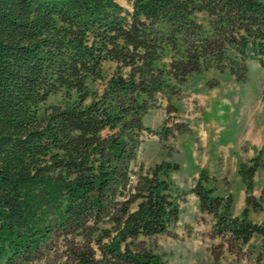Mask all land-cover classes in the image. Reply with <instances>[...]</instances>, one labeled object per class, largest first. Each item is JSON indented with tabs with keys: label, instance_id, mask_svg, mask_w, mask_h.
I'll use <instances>...</instances> for the list:
<instances>
[{
	"label": "trees",
	"instance_id": "obj_1",
	"mask_svg": "<svg viewBox=\"0 0 264 264\" xmlns=\"http://www.w3.org/2000/svg\"><path fill=\"white\" fill-rule=\"evenodd\" d=\"M128 3L0 0V264H26L55 241L65 264H157L138 238L177 219V164L128 168L142 115L159 99L174 109L191 74L244 81L248 61L264 69V0ZM59 91L66 102L45 105ZM259 159L236 168L256 210ZM210 179L201 168L190 187L210 234L236 249L257 235L252 264H264V217L232 215L230 193L215 195Z\"/></svg>",
	"mask_w": 264,
	"mask_h": 264
},
{
	"label": "rangeland",
	"instance_id": "obj_2",
	"mask_svg": "<svg viewBox=\"0 0 264 264\" xmlns=\"http://www.w3.org/2000/svg\"><path fill=\"white\" fill-rule=\"evenodd\" d=\"M116 2L129 6L128 0ZM227 77L231 78L227 71L221 73L213 68L191 74L178 96L169 101L174 109L166 114V101L159 99V106L149 109L140 119L147 130L139 133L128 168L133 172L160 160L177 164V170L168 176L172 182L171 198L177 204V219L167 225L166 233L138 238V247L156 255L157 264H252L258 253L257 235L237 249L226 238L211 235L212 217L198 211L197 200L190 192L198 170L204 168L211 178L206 185L215 188V195L230 193L234 215L240 216L247 207L250 221L259 222L264 217V140L258 148L247 145L238 151L241 122L236 121L251 119L264 126V69L250 70L245 83L236 82L241 84L239 87L231 86ZM65 102L66 97L59 91L45 105L62 106ZM249 149L253 154L247 156ZM256 155L260 159L252 176L251 193L259 210L242 199L243 183L236 171L241 158ZM231 157L238 158L237 163L230 162ZM206 168H211L210 174ZM195 171L196 176L191 178ZM229 247L234 251L227 250ZM26 264H65L62 242L46 246L40 257Z\"/></svg>",
	"mask_w": 264,
	"mask_h": 264
},
{
	"label": "crops",
	"instance_id": "obj_3",
	"mask_svg": "<svg viewBox=\"0 0 264 264\" xmlns=\"http://www.w3.org/2000/svg\"><path fill=\"white\" fill-rule=\"evenodd\" d=\"M256 68H260L257 65L256 62H254V61H248V63H247V75H246V78H245L244 81H236V80H234V78L230 74L229 75L231 76L232 79L229 78V77H227V79H228L229 83L231 84V86L239 87V85H241V84H238L236 82H243V83H245L247 81L248 77H249L250 70H256ZM222 72H225V71H222ZM243 120H240L238 118L236 120L238 122L237 124H239V122H241L239 124V127L241 129V133L239 135L240 144L238 145V151H241L242 148H246L247 145L255 146V147L258 148L260 146V144L262 143V140H264V126L263 125H261V126L256 125L251 119L244 120V121ZM251 154H253L252 153V150L249 149V153H247L246 155L248 156V155H251ZM226 157H225V162H226V159H227ZM231 158L232 159H230V162L237 163L238 158H233V157H231ZM249 158H250V156L249 157H246V158H241L240 161L243 162V160L249 159ZM206 169H208V168H206ZM212 169H214V168H212ZM210 170H211V168L208 169L209 174H210ZM196 171H195L194 175L191 176V178H194L196 176ZM240 191H241V193H240L241 194V197H242V199H244V195L245 194H244L243 189H241ZM239 198H240V196H239ZM231 205H232V202H231ZM238 207H240L239 206V199H238V203H237V208ZM231 213H232V215H234V213L232 211H231Z\"/></svg>",
	"mask_w": 264,
	"mask_h": 264
}]
</instances>
